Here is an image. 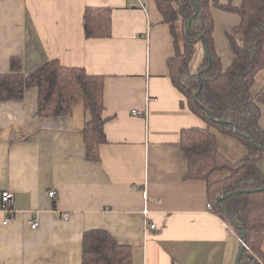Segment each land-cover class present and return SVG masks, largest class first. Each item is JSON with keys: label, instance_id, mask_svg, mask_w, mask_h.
Wrapping results in <instances>:
<instances>
[{"label": "crops", "instance_id": "obj_1", "mask_svg": "<svg viewBox=\"0 0 264 264\" xmlns=\"http://www.w3.org/2000/svg\"><path fill=\"white\" fill-rule=\"evenodd\" d=\"M241 1L217 0L234 7ZM88 6L111 8L110 37L84 36ZM211 13L225 69L234 57L226 32L240 17L216 6ZM173 54L169 26L154 0H0V73L9 72L15 56L24 73L58 60L101 75L109 117L99 157L88 160L82 99L56 117L38 114L36 88L0 101V264H82V235L91 229L128 246L130 264H235L238 236L207 208V181L187 177L181 130L206 123L170 80L167 59ZM203 55L196 45L192 71ZM263 85L264 67L254 75L253 89ZM258 122L264 130V103ZM212 131L228 160L246 154L236 138ZM259 169L264 173V156ZM226 175L217 172L211 180ZM4 190L13 194L10 215L1 208ZM35 211L40 223L31 229Z\"/></svg>", "mask_w": 264, "mask_h": 264}, {"label": "trees", "instance_id": "obj_2", "mask_svg": "<svg viewBox=\"0 0 264 264\" xmlns=\"http://www.w3.org/2000/svg\"><path fill=\"white\" fill-rule=\"evenodd\" d=\"M154 2L173 38L174 54L167 59L170 80L190 111L206 123L205 127L181 130L187 177L207 181L208 203L241 240L238 264H264V173L259 169L264 156V130L258 122L264 85L253 89L254 75L264 67V0H242L238 7L217 0ZM212 6L240 17L239 24L226 32L234 57L225 69L212 37ZM83 30L86 38L110 37L111 8L85 7ZM196 45L204 48V55L197 70L192 71ZM28 88L37 89V112L42 117L64 115L82 99L88 116L82 131L85 157L98 159L99 145L106 140L103 124L109 119L103 103V76L64 66L58 60L24 73L21 60L11 57L9 72L0 73V101L20 99ZM212 128L236 138L246 154L235 161L224 157ZM217 172L227 175L212 181L211 176ZM130 262V248L116 243L107 231L91 229L83 233L82 264Z\"/></svg>", "mask_w": 264, "mask_h": 264}, {"label": "built area", "instance_id": "obj_3", "mask_svg": "<svg viewBox=\"0 0 264 264\" xmlns=\"http://www.w3.org/2000/svg\"><path fill=\"white\" fill-rule=\"evenodd\" d=\"M133 113H138L137 111H133ZM49 195L54 197L55 196V192L53 190H51L49 192ZM1 208L2 210L7 213L8 215L13 214L14 209L12 208V204H13V194L10 191L4 190L1 192ZM207 208L208 209H212V206L208 203L207 204ZM68 214L67 213H63L62 217L63 218H67ZM7 222V219H5L4 223ZM40 223V213L35 211L32 215V217L29 220V226L31 229H36L39 226ZM150 226H154L153 224H151ZM228 229H230L231 227L228 224ZM239 242H241L240 238L238 237Z\"/></svg>", "mask_w": 264, "mask_h": 264}, {"label": "water", "instance_id": "obj_4", "mask_svg": "<svg viewBox=\"0 0 264 264\" xmlns=\"http://www.w3.org/2000/svg\"><path fill=\"white\" fill-rule=\"evenodd\" d=\"M206 54H207V56L209 57V54H208L207 51H206ZM200 87H201V84L199 85V89H200ZM195 97H196V94H195ZM219 122H220V123H223L224 121H219ZM241 252H242V249H239L238 254H237V257H236L235 264H238V261H239V258H240V254H241Z\"/></svg>", "mask_w": 264, "mask_h": 264}]
</instances>
